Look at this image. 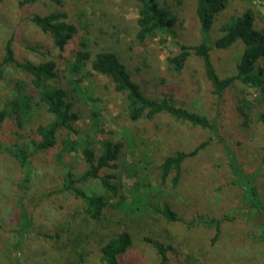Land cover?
<instances>
[{"label":"rangeland","instance_id":"obj_1","mask_svg":"<svg viewBox=\"0 0 264 264\" xmlns=\"http://www.w3.org/2000/svg\"><path fill=\"white\" fill-rule=\"evenodd\" d=\"M19 1L0 0V61L8 40L19 60H54V84L67 91L77 120L72 125L76 132H63L53 148L33 153L32 129L52 118L43 105H32L23 120L29 119L30 125L19 135L7 123L0 125V143L7 149L0 151V264L17 259L19 264H103L99 240L124 229L130 234L131 246L117 264H158L156 251L142 240L144 236L171 246L166 264H264V127L242 122L234 111L238 100L249 102L248 107L256 105L257 92L236 83L216 98L196 57L190 58L181 72L173 71L165 62L176 51L173 39L162 43L156 37L143 43L135 39L138 4L134 0H63L66 21L78 31L63 51L52 48L29 20L31 15L42 16L55 7L45 2L19 6ZM159 1L169 5L177 17L174 40L198 43L193 0H183L179 6L173 0ZM247 9L254 14L255 26L264 30V0H229L218 22ZM216 25L205 36L208 45L219 36ZM82 39L91 54L96 50L114 53L145 95L167 96L205 115L216 126L217 137L167 115L129 122L107 77L95 73L90 64L77 75L70 72ZM242 50L236 42L225 50L210 51L220 77L234 74ZM1 72L0 110L13 99L16 83L29 80L9 64L3 65ZM76 78H82L77 86L73 84ZM208 137L209 144L185 160L178 176L172 172L161 180L158 166L163 157L174 150H192ZM107 139L122 143L117 167L112 170L119 194L110 198L98 223L77 214L74 224L70 214L80 210L81 202L69 191H55L62 187L66 168L76 173L82 170L81 149L91 143L98 152L99 142ZM18 149L29 154L22 166L10 155ZM231 164L252 180L260 207L251 205L246 184L234 175ZM78 186L87 194L103 193L95 180ZM161 201L171 204L184 221L170 225L152 215L149 207ZM141 205H146V212L137 209ZM23 213L30 226L20 235L17 231L22 228ZM221 217L215 236L210 221ZM140 221L146 222V232ZM78 229L80 235L71 234ZM80 240V245H73Z\"/></svg>","mask_w":264,"mask_h":264},{"label":"trees","instance_id":"obj_2","mask_svg":"<svg viewBox=\"0 0 264 264\" xmlns=\"http://www.w3.org/2000/svg\"><path fill=\"white\" fill-rule=\"evenodd\" d=\"M134 1L138 4L137 17L135 19V39L137 42L143 43L147 39L155 37L158 38L160 43L166 42L168 38L173 39L176 51L165 58L167 66L173 71L181 72L190 58H198L204 77L216 98L221 97L236 83H240L243 87L254 89L257 92V104L248 107L249 102L243 99L241 101L238 100L234 111L242 122L258 124L264 127V30L255 26V17L250 9L243 11L239 15L231 16L224 23L219 24L218 16L225 10L229 0H193L194 18L198 25L200 40L196 44L188 45L174 40L173 28L177 17L169 5L165 6L159 0ZM37 2L49 3L55 7V10L42 16L33 14L29 17V20L49 41L52 48L63 51L78 34L76 25L67 22L66 13L61 10L63 0H20L18 4L22 6ZM173 2L179 6L183 0H173ZM213 23L217 24L215 33L219 36L212 44L208 45L205 42V36L213 28ZM236 42L241 43L243 50L235 64V72L232 75L220 77L210 58V51L225 50ZM3 50L4 54L0 61V75L2 73L1 67L9 64L21 70L29 77V80L16 83L13 99L0 110V125L7 123L19 135V132L23 131L24 127H29L30 125L29 119L23 120L25 119L24 117L30 114L32 105H43L52 118L45 124L40 123L34 129L30 128L34 133V139L31 140L32 153L51 149L56 145L58 137L63 132H76L72 125L77 120V115L72 111L67 91L54 84L57 72L56 62L48 58H40L37 62L19 60L14 54L11 40L5 43ZM86 64H90L91 69L95 73L103 75L111 81L113 90L120 96L121 104L129 122L149 121L161 115H167L174 120L185 122L191 126L207 129L212 137H217L216 126L205 115L178 105L170 97L154 98L145 95L132 77V74L114 53L96 50L91 54L82 39L69 70L73 75H77ZM73 81V84L77 86L82 81V78H76ZM96 115L95 113L93 114L94 117ZM210 141L211 137H208V139L200 142L192 150H174L163 157L158 166L161 180H164L172 172L178 176L185 160L194 157ZM121 147L122 143L120 141L107 139L99 142L98 152H95L94 148L91 147V143H88L80 151L83 159L82 170L78 169L79 171L76 173L71 168L65 169L62 187L55 192L69 191L75 199L81 202L80 210L70 214L74 224L77 214L98 223L104 215L110 198L118 196L120 186L116 183V175L112 170L117 167V159ZM71 149L73 148L71 147ZM6 150V147L0 143V151ZM7 152L10 153L11 151ZM10 155L17 159L21 166L29 157V154L21 149L16 152L12 151ZM232 166L234 175L246 184L245 188L251 205L260 207L261 202L256 194L252 180L246 178L237 167ZM90 180L97 181L103 190L102 194H87L78 186ZM149 208L152 215L160 218L165 224L171 225L184 221L176 213L173 206L167 202L161 201ZM137 209L146 212V205L144 207L142 205L138 206ZM21 218L22 228L17 231V234L20 235L24 234L30 226V219L24 213ZM222 219L221 217L210 221L214 225L215 236L219 233V225ZM139 225L146 232V222L142 223L140 221ZM71 234H77L78 236L81 233L78 229ZM142 240L155 249L159 258L158 264H166L167 254L171 252V246L146 236L142 237ZM68 243L72 245V241ZM80 243L81 240L79 244L73 242V245L78 246ZM18 244L19 241H16L17 246L15 248L17 249L19 248ZM98 245V254L102 263L117 264L118 258L131 246V237L128 230L124 229L107 239L99 240ZM78 256L82 259L84 253L82 252ZM12 264H19L18 259L14 260Z\"/></svg>","mask_w":264,"mask_h":264}]
</instances>
